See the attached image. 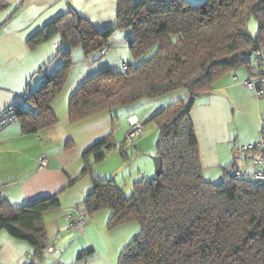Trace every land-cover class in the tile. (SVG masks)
Here are the masks:
<instances>
[{
	"label": "trees",
	"instance_id": "16d2710c",
	"mask_svg": "<svg viewBox=\"0 0 264 264\" xmlns=\"http://www.w3.org/2000/svg\"><path fill=\"white\" fill-rule=\"evenodd\" d=\"M116 3L112 28L98 30L69 9L27 39L30 47H36L58 35L62 47L55 58L60 65L22 104L12 105H17L15 121L25 133L55 124L51 102L67 80L72 50L80 47L85 54L111 50V34L115 29L124 30L134 63H123L127 69L122 64L118 71L100 70L79 84L68 100L69 121L78 122L143 98L184 96L145 121L157 124L156 154L161 157V170L153 178L135 181L130 196L113 180L99 178L92 171L93 163L116 147L111 134L83 152L86 164L81 174L89 173L92 189L81 212L87 216L109 209V228L127 222L139 224V233L121 249L116 264H264V186L233 176L228 169L218 183L206 181L190 119L192 95L208 91L228 71L245 67L250 75L255 70L250 53L255 45H264V0ZM251 17L257 23L255 35L247 29ZM90 156L93 162L87 159ZM58 206L56 195L12 207L0 194V230L29 243L33 258L41 261L44 249L51 245L43 214ZM91 251L82 250L76 264Z\"/></svg>",
	"mask_w": 264,
	"mask_h": 264
},
{
	"label": "crops",
	"instance_id": "0c3cea01",
	"mask_svg": "<svg viewBox=\"0 0 264 264\" xmlns=\"http://www.w3.org/2000/svg\"><path fill=\"white\" fill-rule=\"evenodd\" d=\"M201 1L185 0L188 4ZM0 4V113L24 101L46 76L59 68L60 62L54 53L57 54L62 47L60 37L55 35L36 47H30L27 39L31 35L69 9H74L98 30L114 27L117 15L116 0H0ZM250 34L255 35L256 32ZM109 46L112 49L104 57L98 52L85 54L80 47L72 50L73 64L67 80L51 102V109L57 118L55 124L38 132L25 133L20 123L14 121L0 130L1 196L12 207H21L38 198L53 195L59 200L58 207L43 214L46 238L51 242L43 251V259L37 261L33 258V247L29 243L0 230V264H76L79 253L89 248L91 255L78 264H116L121 249L137 232L136 226H130L133 222L109 228V209L85 216L83 235H76L66 227L74 218L72 208H80L92 189L89 173L81 174L86 164L83 152L109 134L114 142H120L134 121L144 126L143 134L134 142L143 149L144 141L152 131L145 121L165 104L184 96L182 93L167 94L151 98L149 103L140 99L127 106L70 122L68 100L79 84L100 70L110 69L111 62H119L118 70L123 63H134L127 59L130 54L124 30L113 31ZM248 75L245 67L228 71L220 75L208 91L193 99L190 119L206 181L213 182L223 177L225 170L238 163V147L254 144L259 139V117L264 116V95L256 96L254 90L241 84ZM128 148L121 151L115 147L106 155L112 156L119 149L120 154L131 161L129 153L134 155L136 151L132 146ZM151 152L156 155V150ZM42 154L47 157L44 168L38 166ZM87 159L93 162L92 156ZM115 159L118 165L115 163V173L101 170L98 162L92 166L93 174L113 180L121 191H129L135 181L146 178L138 166L140 175L130 170L128 178L124 179L121 176L126 170L123 160ZM131 165L129 163L127 169ZM142 165L149 171L146 160H142ZM95 221L98 226H95ZM102 226L108 233L105 247L92 241L98 227Z\"/></svg>",
	"mask_w": 264,
	"mask_h": 264
},
{
	"label": "built area",
	"instance_id": "2783aa9c",
	"mask_svg": "<svg viewBox=\"0 0 264 264\" xmlns=\"http://www.w3.org/2000/svg\"><path fill=\"white\" fill-rule=\"evenodd\" d=\"M110 48H102L99 54L105 55ZM255 62V70L241 81V84L249 89L254 90L256 96L264 95V45L257 44L250 53ZM122 69H127V64L122 65ZM233 80L237 78L234 76ZM197 95H192L195 98ZM24 101L18 102L22 104ZM17 104V103H15ZM17 105L11 106L0 113V130L4 126L12 123L16 119ZM259 139L254 144L242 145L238 147V163L229 167L230 174L236 177L249 178L264 186V116L259 117ZM143 133V124L134 121L126 132L124 138L116 144V147L123 150L131 147L138 136ZM47 165V157L42 154L39 158L38 166L44 168ZM74 218L68 222L67 229L75 233L83 234L85 232V215L78 206L73 208Z\"/></svg>",
	"mask_w": 264,
	"mask_h": 264
},
{
	"label": "rangeland",
	"instance_id": "374dc122",
	"mask_svg": "<svg viewBox=\"0 0 264 264\" xmlns=\"http://www.w3.org/2000/svg\"><path fill=\"white\" fill-rule=\"evenodd\" d=\"M247 29H248V31L250 33L257 32V23H256L254 17H251L247 21ZM54 55L56 56V52L54 53ZM105 55H102V57H104ZM102 57H100V59ZM145 57H147V55ZM127 59H130L131 62H134V60L132 59V57L130 55H129V57ZM250 59H251L250 63L252 65H255V62H254L253 58H250ZM111 65H112V67L110 68V70H112V71H118V68H119V67L117 68V66L119 65V62L118 61L111 62ZM149 99L150 98H143L140 101L145 102V103H149V101H148ZM136 106H141V105H136ZM145 125H147V127H149V129L152 130V131L148 134L147 138L145 139L144 144H143L144 145L143 149H142V147H140L138 145H135V144L132 145V148H134V150L136 151V154L131 155L129 153V155L132 157L131 161L130 160L127 161L125 159V157H123L120 154L119 149H118L117 153H114V155L117 156L119 160L120 159L123 160V166H124V168H126V170L123 171V173H122L121 176H123L124 179H127L128 178V172L130 170L132 171L133 174L135 173L136 175H140L138 173V170H137V167L138 166H140V170L142 171V173H145V175H146L145 177L146 178H153V177H155V168H154L153 160H152V156L154 154H152L151 151H155L156 150V144H157V139H158V128H157V124H156L155 121H148V122L145 123ZM143 131H144V126H143ZM134 140H136V139H134ZM128 149L130 150V148H128ZM114 155L109 156V157H107V155H105L104 158L99 162V164L101 166L99 168H101V170L106 171L108 173L110 171H112L111 173H115L114 172L115 171V163L117 165V162H115L116 161L115 158H117V157H115ZM142 160H146L148 162L149 171H146V169L142 165ZM129 163H132V165L129 166L128 169H127V165ZM93 165H94V163H93ZM117 167H118V165H117ZM221 180H222V177L219 178V179H217V180H213V183H218ZM122 192H123V194L125 196H130L131 193H132V189H130L129 191L124 190ZM96 222L97 221H95V226H98L99 224H98V222L97 223ZM130 224H131L130 226H136V229H137V232L131 238V239H133L139 233L140 227H139V224L137 222H133V223H130ZM105 229H107V227ZM83 234L76 233V235H83ZM95 236H96L95 238H92V241L94 243H96L97 245H104V247H105V245H106L105 242H106V240L108 238V233L103 229V226H102V228L101 227L100 228L98 227V230H97V233H95ZM76 239H80V238H76ZM100 247H102L104 249L103 246H100Z\"/></svg>",
	"mask_w": 264,
	"mask_h": 264
},
{
	"label": "water",
	"instance_id": "95a60500",
	"mask_svg": "<svg viewBox=\"0 0 264 264\" xmlns=\"http://www.w3.org/2000/svg\"><path fill=\"white\" fill-rule=\"evenodd\" d=\"M152 160H153V165L155 168V175H158L161 170V157L156 154L152 156Z\"/></svg>",
	"mask_w": 264,
	"mask_h": 264
}]
</instances>
